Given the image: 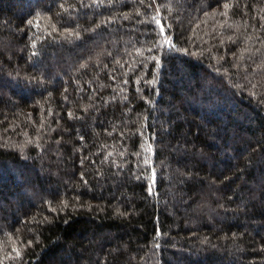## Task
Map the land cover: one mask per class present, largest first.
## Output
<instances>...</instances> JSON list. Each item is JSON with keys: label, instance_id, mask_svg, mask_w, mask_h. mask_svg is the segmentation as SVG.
Returning <instances> with one entry per match:
<instances>
[{"label": "trees", "instance_id": "1", "mask_svg": "<svg viewBox=\"0 0 264 264\" xmlns=\"http://www.w3.org/2000/svg\"><path fill=\"white\" fill-rule=\"evenodd\" d=\"M0 264H264V0H0Z\"/></svg>", "mask_w": 264, "mask_h": 264}, {"label": "snow or ice", "instance_id": "2", "mask_svg": "<svg viewBox=\"0 0 264 264\" xmlns=\"http://www.w3.org/2000/svg\"><path fill=\"white\" fill-rule=\"evenodd\" d=\"M163 30V29H162Z\"/></svg>", "mask_w": 264, "mask_h": 264}]
</instances>
